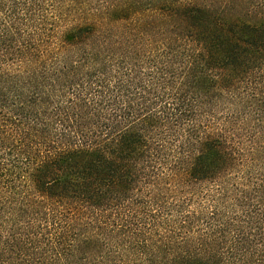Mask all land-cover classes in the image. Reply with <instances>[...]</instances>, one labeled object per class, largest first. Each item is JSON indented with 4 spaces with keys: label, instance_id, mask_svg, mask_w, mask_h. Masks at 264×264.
Returning <instances> with one entry per match:
<instances>
[{
    "label": "trees",
    "instance_id": "1",
    "mask_svg": "<svg viewBox=\"0 0 264 264\" xmlns=\"http://www.w3.org/2000/svg\"><path fill=\"white\" fill-rule=\"evenodd\" d=\"M0 264H264V0H0Z\"/></svg>",
    "mask_w": 264,
    "mask_h": 264
}]
</instances>
